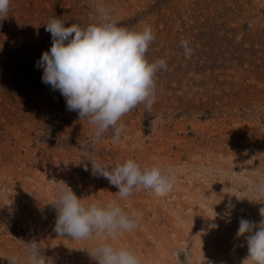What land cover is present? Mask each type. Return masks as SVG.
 I'll return each mask as SVG.
<instances>
[{
	"label": "rangeland",
	"instance_id": "1",
	"mask_svg": "<svg viewBox=\"0 0 264 264\" xmlns=\"http://www.w3.org/2000/svg\"><path fill=\"white\" fill-rule=\"evenodd\" d=\"M103 3L109 21L151 26L146 59L166 68L154 82L151 116L143 104L125 114L118 141L111 128L94 141L88 118L69 111L36 66L52 44L49 20L99 23V0H11L0 20V264L13 253L24 264L32 240L56 264H98L92 249L104 235L59 236L52 203L63 182L85 203L117 199L90 161L127 159L141 174L174 167L176 184L165 198L123 203L137 231L116 242L118 253L137 264H175L174 253L188 249L189 264H242L248 249L239 221L264 219L249 183L264 182V0ZM183 46L193 49L189 58Z\"/></svg>",
	"mask_w": 264,
	"mask_h": 264
},
{
	"label": "clouds",
	"instance_id": "2",
	"mask_svg": "<svg viewBox=\"0 0 264 264\" xmlns=\"http://www.w3.org/2000/svg\"><path fill=\"white\" fill-rule=\"evenodd\" d=\"M10 2L0 0V20L8 15ZM98 11L101 21L86 27L75 23L66 26L60 18H51L45 28L51 33L52 44L42 52L36 66L43 69L42 82L59 90L65 98L67 109L76 111L80 119L88 118L94 126V141L110 128L113 139L118 141L125 128L122 122L125 114L143 104L151 116L156 103L154 82L159 75L166 74V68L146 59L145 54L154 40L151 26L130 30L109 21V10L103 0H99ZM180 51L185 58L193 53L187 46ZM90 162L93 175L103 176L117 187L118 198L85 203L62 181L57 199L52 203L57 211L54 231L72 240L103 234L105 239L92 249L91 256L98 264H137L132 255L118 253L115 247L117 241L137 231V221L126 217L122 205L141 194L167 197L176 184V169L168 166L141 174L133 159L108 166ZM249 183L252 195L264 202V182ZM228 207L234 209L235 205ZM214 213L216 217L218 213ZM260 214L264 216V208ZM227 215V222H231L230 213ZM237 237L245 238L248 249L242 264H264V219L259 224L240 219ZM24 245V264H56L36 240ZM181 253L186 257L183 261ZM7 259L9 264H20V258L14 253ZM173 259L175 264H189L190 251L178 250Z\"/></svg>",
	"mask_w": 264,
	"mask_h": 264
},
{
	"label": "bare ground",
	"instance_id": "3",
	"mask_svg": "<svg viewBox=\"0 0 264 264\" xmlns=\"http://www.w3.org/2000/svg\"><path fill=\"white\" fill-rule=\"evenodd\" d=\"M181 251H183V250H181ZM182 255H183V259H181V258L180 259L183 261V260H185L186 257H185L184 253H182Z\"/></svg>",
	"mask_w": 264,
	"mask_h": 264
},
{
	"label": "water",
	"instance_id": "4",
	"mask_svg": "<svg viewBox=\"0 0 264 264\" xmlns=\"http://www.w3.org/2000/svg\"><path fill=\"white\" fill-rule=\"evenodd\" d=\"M180 258L183 259V255L182 254H180Z\"/></svg>",
	"mask_w": 264,
	"mask_h": 264
}]
</instances>
